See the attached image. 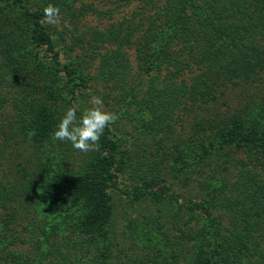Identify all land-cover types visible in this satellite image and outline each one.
Segmentation results:
<instances>
[{
	"label": "trees",
	"instance_id": "obj_1",
	"mask_svg": "<svg viewBox=\"0 0 264 264\" xmlns=\"http://www.w3.org/2000/svg\"><path fill=\"white\" fill-rule=\"evenodd\" d=\"M143 3L148 27L138 53L178 72L155 97L149 81L143 105L155 119L144 131L157 152L171 142L158 161L170 159L171 178L193 195L179 205L158 169L153 177L137 173L130 156H120L111 125L95 152L52 139L69 104L64 93L86 86L82 65L61 66L41 5L0 0V264L263 263L264 103L234 108L225 118L215 105L230 89L264 77V0ZM48 4L71 8L61 0ZM79 11L101 14L91 6ZM130 25L128 43L137 29ZM41 48L49 63L38 59ZM125 55L119 47L113 59L121 63ZM180 113L191 117L188 136ZM126 171L135 181L128 198L154 209L134 221L138 234L127 248L113 227L111 195Z\"/></svg>",
	"mask_w": 264,
	"mask_h": 264
},
{
	"label": "rangeland",
	"instance_id": "obj_2",
	"mask_svg": "<svg viewBox=\"0 0 264 264\" xmlns=\"http://www.w3.org/2000/svg\"><path fill=\"white\" fill-rule=\"evenodd\" d=\"M29 1L32 9H36L39 5L41 8L46 6V0ZM61 1L71 8H62L58 24L44 25L48 27L53 40L56 41L54 49L58 52L61 66L74 67L80 62L87 80L85 88L74 87V92L69 97L67 92L64 93L65 100L69 103L67 109L75 106L77 112L82 115L85 110L92 107L89 103L91 96L100 97L103 100V109L116 113L119 117L114 124H111L110 128L114 139H117L119 143L120 156H130L133 165L137 166V173L146 174L147 172V176L153 177L155 170L158 169V172L164 176V182L161 184L169 186L168 195L172 196L174 200L177 199V204L187 205L185 201L187 199L184 197L192 196L193 192L189 187L175 184L171 178L172 162L170 159L163 158L162 164L158 161L163 155V151L171 149V142L165 141L166 146L160 147L157 152L153 141L150 142L147 139L150 136L148 137V133L144 131L153 125V119H155L152 109H147L143 105V100L147 99L149 81L153 80L157 90L153 92L155 97L160 93L165 83L169 85L175 83L178 72L172 63H161L154 57L144 59L143 53H138V48L140 46L143 48L146 42L142 31L148 27V22L143 20L145 13H147L145 17L149 15L147 11H144L143 0ZM84 6H91L101 14L97 16L94 12H85L83 16L79 9ZM128 25L137 26L136 31L129 38V43L123 38ZM119 47L127 54L125 55L126 59L123 58L124 62L121 63L113 59ZM37 56L44 63H49L51 60V54L46 52L45 48L39 49ZM103 63L107 64L105 65L108 67L107 69L103 68ZM158 63L161 65L159 69ZM61 76L66 79L63 72ZM169 79L172 80L171 84ZM133 96L136 98L133 99ZM263 103L264 77L260 83L254 86L230 89L215 107L219 111V116L225 118L234 108H243L247 105L256 106ZM164 107L169 111L172 108L167 105ZM179 115L184 119L186 126L184 133L188 136L192 129L191 117L181 113ZM172 118L170 122L177 117L174 114ZM177 119L175 120L177 124L173 125L176 133L181 132L180 121ZM160 137H162V133L154 135L155 141H158ZM239 157L243 158V155L238 154ZM74 164L78 165L79 163L75 162ZM118 183V188L111 190L114 204L113 227L116 236L119 234L120 240L118 239V241H123V246L127 248L129 244L134 243L138 234L134 231V221L139 219L142 213H146L147 209H154L147 206L146 203H133L128 198L127 195H130L133 185H135L130 171L119 174ZM137 183L139 184V182ZM172 210L174 211L175 208ZM183 214L186 218V212ZM169 226L170 224H167L166 227L169 228ZM113 252L119 256L117 248H114ZM116 262V259L111 261L112 264ZM260 264H264V261Z\"/></svg>",
	"mask_w": 264,
	"mask_h": 264
},
{
	"label": "clouds",
	"instance_id": "obj_3",
	"mask_svg": "<svg viewBox=\"0 0 264 264\" xmlns=\"http://www.w3.org/2000/svg\"><path fill=\"white\" fill-rule=\"evenodd\" d=\"M60 8L48 4L43 8L42 24L56 25L60 20ZM91 108L77 117V108L69 107L58 123L52 139L70 143L74 150L88 153L100 150V139L106 128L118 119L116 113L103 109V100L98 96H91Z\"/></svg>",
	"mask_w": 264,
	"mask_h": 264
}]
</instances>
